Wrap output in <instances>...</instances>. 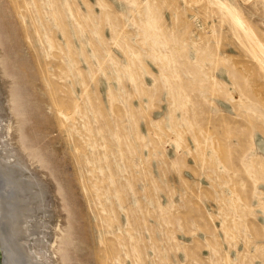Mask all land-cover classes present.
I'll return each instance as SVG.
<instances>
[{
  "label": "rangeland",
  "instance_id": "obj_1",
  "mask_svg": "<svg viewBox=\"0 0 264 264\" xmlns=\"http://www.w3.org/2000/svg\"><path fill=\"white\" fill-rule=\"evenodd\" d=\"M220 1L264 46V0ZM243 33L217 0H0V104L64 264H264V63Z\"/></svg>",
  "mask_w": 264,
  "mask_h": 264
},
{
  "label": "bare ground",
  "instance_id": "obj_2",
  "mask_svg": "<svg viewBox=\"0 0 264 264\" xmlns=\"http://www.w3.org/2000/svg\"><path fill=\"white\" fill-rule=\"evenodd\" d=\"M217 4L221 9L225 8L229 12L233 23L244 32L251 49L260 52L263 58L261 60L259 57L260 61L264 63V46L254 35L252 29L245 24L237 7L232 3L220 0H217ZM11 104L9 108L12 107ZM4 107L0 104L1 262L2 264H64V249L61 246L63 240L60 237L65 233L56 227L61 209L54 206L53 212L57 215L55 217L57 221L55 224H51L53 226H48L52 212L46 208L45 199L48 190L46 184L44 185L35 178L31 171V168H41V165L36 166L37 160L34 164V159H32L34 155L32 158L29 156L32 154L28 152L29 149L24 145V140L22 142L21 138L23 137H21L13 117H10L13 110L10 109V113L9 111L5 112L6 108ZM42 171L41 168L40 172ZM60 233L62 234L58 237Z\"/></svg>",
  "mask_w": 264,
  "mask_h": 264
},
{
  "label": "water",
  "instance_id": "obj_3",
  "mask_svg": "<svg viewBox=\"0 0 264 264\" xmlns=\"http://www.w3.org/2000/svg\"><path fill=\"white\" fill-rule=\"evenodd\" d=\"M0 264H2V262H1V257H0Z\"/></svg>",
  "mask_w": 264,
  "mask_h": 264
}]
</instances>
